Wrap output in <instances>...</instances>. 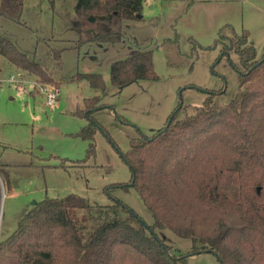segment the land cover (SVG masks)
<instances>
[{
	"label": "trees",
	"instance_id": "obj_1",
	"mask_svg": "<svg viewBox=\"0 0 264 264\" xmlns=\"http://www.w3.org/2000/svg\"><path fill=\"white\" fill-rule=\"evenodd\" d=\"M144 3L77 0L76 18L83 24L77 46L121 43L125 24L142 18ZM23 5V0L0 1V20L21 21ZM219 35L216 62L224 56L232 61L233 51L239 56L233 63L239 89L228 103L215 100L224 90L194 85L208 94L196 113L179 118V104L165 126L151 135L141 133L127 152L94 117L110 107L100 104L99 96L85 98L75 110L87 119L74 134L89 142L86 159L96 155L97 132L105 133L132 172L129 182L112 186L135 189L152 211L153 223L121 200L99 205L75 193L46 196L0 240V264H178L204 252L221 264H264V55L257 57L247 31ZM153 53L140 49L113 61L112 84L122 90L137 81L158 80ZM2 57L42 83L60 87L40 61L0 32ZM55 57L60 59L61 52ZM85 79L106 91L100 73H78L70 80ZM165 229L190 239L191 249L175 251L157 233Z\"/></svg>",
	"mask_w": 264,
	"mask_h": 264
},
{
	"label": "rangeland",
	"instance_id": "obj_2",
	"mask_svg": "<svg viewBox=\"0 0 264 264\" xmlns=\"http://www.w3.org/2000/svg\"><path fill=\"white\" fill-rule=\"evenodd\" d=\"M148 1L147 17L126 23V37L117 44L77 46L83 27L75 14L77 0H23L21 21L1 18L0 32L40 61L61 88L48 83L60 89V99L49 107L35 88V79L41 77L1 62L0 240L16 230L34 201L71 193L99 205L121 200L152 224V211L135 189L112 186L129 182L132 172L105 133L97 132L96 155L86 159L89 142L74 135L87 124L86 118L75 114L77 106L94 96L100 97V104L110 105L94 117L127 152L141 133L151 135L165 126L179 104L183 105L179 118L195 114L208 94L194 85L224 90L215 98L222 103L237 95L233 63L239 56L233 51L232 61L224 56L216 62L222 48L216 46L219 34L247 31L257 57L264 55V0H165L162 6ZM140 49L153 50L159 79L137 81L119 90L111 82V63ZM56 51L61 52L60 59ZM78 73L102 74L106 91L93 88L86 79L71 81ZM11 75L15 82H10ZM157 233L175 251L192 247L190 239L170 229ZM178 264L221 262L204 252Z\"/></svg>",
	"mask_w": 264,
	"mask_h": 264
},
{
	"label": "built area",
	"instance_id": "obj_3",
	"mask_svg": "<svg viewBox=\"0 0 264 264\" xmlns=\"http://www.w3.org/2000/svg\"><path fill=\"white\" fill-rule=\"evenodd\" d=\"M10 82H15L14 75H11ZM35 88L38 87L40 92L46 97V103L49 107L55 105L60 97V89L50 84L42 83L40 80L35 79Z\"/></svg>",
	"mask_w": 264,
	"mask_h": 264
},
{
	"label": "crops",
	"instance_id": "obj_4",
	"mask_svg": "<svg viewBox=\"0 0 264 264\" xmlns=\"http://www.w3.org/2000/svg\"><path fill=\"white\" fill-rule=\"evenodd\" d=\"M155 1V4H157V5H161L162 6V4H163V2L165 1V0H154ZM149 4V1L148 0H145V3H144V8H143V12H142V17L143 18H145V17H147L146 15H147V12H148V10H146V6ZM83 26V25H82ZM80 28H82V27H80ZM4 58L2 57L1 59H0V64H1V62H2V60H3ZM5 60V59H4ZM6 61V60H5ZM6 62H8V61H6ZM11 64V63H10ZM12 65V64H11ZM13 66V65H12ZM15 66V65H14ZM46 68V67H45ZM58 82V81H57ZM61 86V85H60ZM61 88V87H60ZM60 99V98H59Z\"/></svg>",
	"mask_w": 264,
	"mask_h": 264
},
{
	"label": "water",
	"instance_id": "obj_5",
	"mask_svg": "<svg viewBox=\"0 0 264 264\" xmlns=\"http://www.w3.org/2000/svg\"><path fill=\"white\" fill-rule=\"evenodd\" d=\"M37 203V201H34V204L33 205H35Z\"/></svg>",
	"mask_w": 264,
	"mask_h": 264
}]
</instances>
